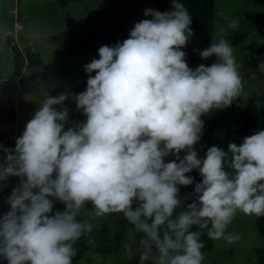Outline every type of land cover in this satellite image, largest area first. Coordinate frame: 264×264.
Masks as SVG:
<instances>
[{
	"label": "clouds",
	"instance_id": "clouds-1",
	"mask_svg": "<svg viewBox=\"0 0 264 264\" xmlns=\"http://www.w3.org/2000/svg\"><path fill=\"white\" fill-rule=\"evenodd\" d=\"M171 4L145 8L151 18L83 65V91L47 94L14 147L0 144V186L18 178L0 213L7 264H72L76 241L93 228L80 218L87 203L92 219L121 213L134 236L143 233L139 264H203L202 230L232 243L237 211L264 216V128L227 150L212 145L203 157L194 147L202 114L229 105L241 90L232 44L221 37L194 49L216 60L190 67L183 47L191 14L181 0ZM69 96L84 120H69ZM193 169L201 180L186 203L180 186L193 184ZM56 202L63 208L54 210Z\"/></svg>",
	"mask_w": 264,
	"mask_h": 264
},
{
	"label": "rangeland",
	"instance_id": "rangeland-1",
	"mask_svg": "<svg viewBox=\"0 0 264 264\" xmlns=\"http://www.w3.org/2000/svg\"><path fill=\"white\" fill-rule=\"evenodd\" d=\"M149 7L158 10L153 3L127 0H66L64 4L61 0H0V135L3 138L0 144L14 147L16 137L47 94L83 91L89 75L83 65L93 57L98 58L97 49L101 45L125 39L134 22L151 18L143 12ZM215 10L214 41L221 37L229 39L241 78L239 95L229 105L215 109L218 124L214 142L227 150L229 142L239 144L243 137L258 130L246 125L243 116L251 112L253 101H256L253 109L262 110L258 101L264 99V0H215ZM101 30H108V34H98ZM16 53L23 56L25 63L19 76L15 73ZM259 64L262 66L258 67ZM35 71L43 73L26 81ZM63 103L69 109L70 121L85 119L71 96ZM8 109L15 113L14 118L5 114ZM245 126L250 132L242 135ZM199 146L200 140L194 147ZM17 184L18 178L10 176L0 186V213L8 209L6 197L10 193L6 190ZM188 194L179 192L187 197L186 203L193 199ZM91 209L85 205L80 217L93 224L89 233L92 262L72 258V264H139V251L131 246L137 244L142 233L134 236L121 213L92 219L88 216ZM256 217L237 211L228 231L239 238L232 243L214 239V248L202 251L203 264H257L255 251L264 248V234L257 231ZM81 238L74 245L77 254L81 250ZM129 247L132 251H128ZM2 261L6 260L0 258V264Z\"/></svg>",
	"mask_w": 264,
	"mask_h": 264
},
{
	"label": "trees",
	"instance_id": "trees-1",
	"mask_svg": "<svg viewBox=\"0 0 264 264\" xmlns=\"http://www.w3.org/2000/svg\"><path fill=\"white\" fill-rule=\"evenodd\" d=\"M130 3H153L157 6L158 10L165 11L169 10L172 7L171 0H127ZM66 0H61V3L64 4ZM182 3L187 7L188 11L191 14L192 23L189 26L193 31L192 35L189 38L186 46L183 47V50L187 53L186 60L190 67H195L200 63L211 64L215 62L216 57L212 55L207 59L202 58L199 55L198 51L194 49L203 50L208 47L212 40L214 41V30L217 20V14L215 10V0H181ZM100 35L108 34V30H101L97 32ZM60 45H64L67 48H71L70 45L65 44L61 40H57ZM25 63L24 58L20 53H16L15 58V73L19 76L23 69ZM41 71H35L26 77V81H31L36 79ZM256 101H253L250 105L251 112L245 114L244 123L253 129L264 128V99L259 100L258 104L261 105L262 110L253 109ZM6 115H9L11 118L15 117V113L8 109L5 112ZM201 119L204 120V127L201 133L200 146L195 148L198 152V155L203 157L206 149L212 145H215L214 139L216 134V126L218 124V119L215 116V109H213L208 114H202ZM242 135L249 134V128L247 126L242 127ZM183 153H181L182 155ZM172 159L171 156L166 157L165 160ZM194 177L193 184L180 186V192H192L195 182L201 180V176L198 173V170L193 169L192 172L187 173ZM194 199V196H193ZM89 208L93 206L90 203L86 204ZM54 207L63 208V205L60 202H56ZM81 218V217H80ZM196 226H193L195 229ZM256 228L260 234H264V216L256 217ZM143 235V233H142ZM201 240L204 242V247L202 251H210L214 248V239H210L207 236V230H202ZM137 247V244L132 245L131 248L134 249ZM256 261L257 264H264V248L256 249ZM74 259L85 258L89 263L92 262V257L90 254V244H89V234L82 236L81 238V250L76 254Z\"/></svg>",
	"mask_w": 264,
	"mask_h": 264
},
{
	"label": "water",
	"instance_id": "water-1",
	"mask_svg": "<svg viewBox=\"0 0 264 264\" xmlns=\"http://www.w3.org/2000/svg\"><path fill=\"white\" fill-rule=\"evenodd\" d=\"M0 139H3L2 136L0 135ZM4 144H6V142L4 141ZM1 264H7V261H2Z\"/></svg>",
	"mask_w": 264,
	"mask_h": 264
},
{
	"label": "crops",
	"instance_id": "crops-1",
	"mask_svg": "<svg viewBox=\"0 0 264 264\" xmlns=\"http://www.w3.org/2000/svg\"><path fill=\"white\" fill-rule=\"evenodd\" d=\"M3 142H4V140H3ZM5 145H6V144H5ZM9 184H11V183H9ZM6 191L9 192V193L11 192V190H10V191L6 190Z\"/></svg>",
	"mask_w": 264,
	"mask_h": 264
}]
</instances>
